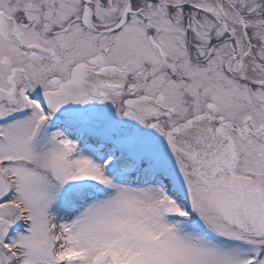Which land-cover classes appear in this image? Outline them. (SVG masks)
Here are the masks:
<instances>
[{
  "label": "snow or ice",
  "instance_id": "6c2138e0",
  "mask_svg": "<svg viewBox=\"0 0 264 264\" xmlns=\"http://www.w3.org/2000/svg\"><path fill=\"white\" fill-rule=\"evenodd\" d=\"M0 264H264V0H0Z\"/></svg>",
  "mask_w": 264,
  "mask_h": 264
}]
</instances>
